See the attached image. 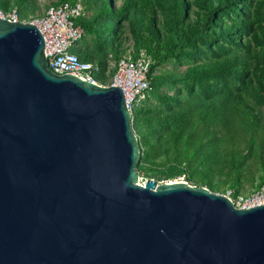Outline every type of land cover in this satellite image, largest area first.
I'll return each instance as SVG.
<instances>
[{
    "label": "water",
    "instance_id": "95a60500",
    "mask_svg": "<svg viewBox=\"0 0 264 264\" xmlns=\"http://www.w3.org/2000/svg\"><path fill=\"white\" fill-rule=\"evenodd\" d=\"M44 48L0 17V264H264V205L140 183L123 89L55 73Z\"/></svg>",
    "mask_w": 264,
    "mask_h": 264
},
{
    "label": "trees",
    "instance_id": "16d2710c",
    "mask_svg": "<svg viewBox=\"0 0 264 264\" xmlns=\"http://www.w3.org/2000/svg\"><path fill=\"white\" fill-rule=\"evenodd\" d=\"M36 0H0L21 19ZM79 1L83 37L72 47L99 67L107 83L109 54L151 59V88L132 109L140 143L137 170L163 181L185 172L197 186L239 195L264 184V0ZM56 4V3H54ZM90 12V13H88ZM129 48V49H130ZM260 164L258 181H252ZM255 166V167H254ZM252 190V191H253Z\"/></svg>",
    "mask_w": 264,
    "mask_h": 264
},
{
    "label": "built area",
    "instance_id": "2783aa9c",
    "mask_svg": "<svg viewBox=\"0 0 264 264\" xmlns=\"http://www.w3.org/2000/svg\"><path fill=\"white\" fill-rule=\"evenodd\" d=\"M83 13L82 4L61 2L49 5L40 16L21 19L17 8L10 11L0 9V17L12 22L32 23L42 33L45 41V54L49 68L58 74H72L81 79L100 85L121 87L124 91L128 107L145 98L151 88V59L142 51L134 57L132 48L126 55L116 60L111 56L109 69L106 71L107 83L98 78L99 67L90 61L82 60L72 51V47L83 37V29L75 19ZM237 207L250 208L264 205V184L249 194L235 195L233 190L225 193Z\"/></svg>",
    "mask_w": 264,
    "mask_h": 264
},
{
    "label": "rangeland",
    "instance_id": "374dc122",
    "mask_svg": "<svg viewBox=\"0 0 264 264\" xmlns=\"http://www.w3.org/2000/svg\"><path fill=\"white\" fill-rule=\"evenodd\" d=\"M57 2H58V0H36L35 3L37 5V8L35 10L34 15L35 16L42 15L44 13L45 9L49 5L57 3ZM121 3H122V0H116V4L117 5H121ZM88 13H90V12H88ZM122 40H123V50L126 48L125 51H127V50L129 51L131 49L130 47L133 45V39H132V37L130 35L129 30L125 31V33L122 36ZM128 51H127V53H128ZM110 55H112V53L109 54V58H108L109 59V65H110V61H112V59H113V58H111ZM263 125H264V118H263ZM263 136H264V131H263ZM255 168H256V171H255L253 179H252V181H254V183L258 181L259 175L261 173V170L259 169L260 168V164H257ZM186 175L187 174L185 172H181V173H178L175 177L169 178L167 180L159 181L158 183H162V182H166V181H175V180L187 181L186 180L187 179ZM146 179L147 178H144L143 176H140L139 182L144 184ZM253 189H254V186L252 185L251 181H249V182H247L245 184V189L243 190V192L241 194H249V193L254 191ZM219 193H221V192H219Z\"/></svg>",
    "mask_w": 264,
    "mask_h": 264
}]
</instances>
